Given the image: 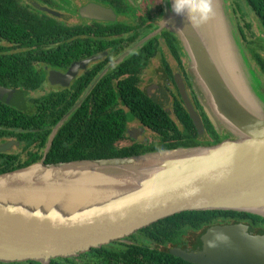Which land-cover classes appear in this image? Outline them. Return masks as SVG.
<instances>
[{
    "label": "water",
    "instance_id": "obj_1",
    "mask_svg": "<svg viewBox=\"0 0 264 264\" xmlns=\"http://www.w3.org/2000/svg\"><path fill=\"white\" fill-rule=\"evenodd\" d=\"M212 2L214 15L194 26L171 11L170 0H163L160 26L179 38L197 99L213 129L218 134L226 130V135L206 145L40 162L0 174L39 164L41 171L58 176L95 171L116 181L55 180L41 189L48 180L37 174L28 182L3 180L12 194L0 195V263L72 257L178 212L236 211L264 218V81L248 57L227 0ZM97 7L93 10L105 14V8ZM185 100L202 133L199 117ZM30 187V197L16 195ZM229 232L210 233L202 250L172 252L196 264H264V236Z\"/></svg>",
    "mask_w": 264,
    "mask_h": 264
},
{
    "label": "flooded vegetation",
    "instance_id": "obj_2",
    "mask_svg": "<svg viewBox=\"0 0 264 264\" xmlns=\"http://www.w3.org/2000/svg\"><path fill=\"white\" fill-rule=\"evenodd\" d=\"M17 4L26 40H0V52L13 60L23 57L16 60L21 69L0 74V174L20 165L74 156L86 159L99 152L105 148V137L110 138L104 128L108 112L129 117L124 132L112 136L117 150L159 145L175 136L174 129L181 135L176 139L194 145L216 142L217 132L190 83L180 40L160 26L163 0H17ZM97 6L105 8V14L93 10ZM185 98L202 123V133ZM129 102L147 110L132 113ZM226 229L264 236V220L217 213L199 225H182L176 242L136 230L102 245L105 261L86 251L65 263L83 264L89 258L102 264H157V254L149 250L199 251L206 236Z\"/></svg>",
    "mask_w": 264,
    "mask_h": 264
},
{
    "label": "trees",
    "instance_id": "obj_3",
    "mask_svg": "<svg viewBox=\"0 0 264 264\" xmlns=\"http://www.w3.org/2000/svg\"><path fill=\"white\" fill-rule=\"evenodd\" d=\"M244 2L247 4V6L252 10L254 15L256 16L260 27L262 29V34H264V0H244ZM236 7L239 5H235ZM240 7V6H239ZM243 13V12H242ZM241 13V18L243 19L244 15ZM17 16L21 19V22L17 18ZM245 21V20H244ZM248 29L250 28V25L247 24ZM241 27V26H238ZM25 30L26 25L23 22V15L20 13L17 0H0V40L5 41H24L25 39ZM241 33L243 35V40H246V34L241 29ZM27 37V36H26ZM263 38V37H262ZM264 39V38H263ZM249 43V42H248ZM251 54L256 60L257 64L260 66L262 72H264V60L254 51V49L250 48ZM21 55V54H20ZM16 60H23L22 56L16 57L14 60L11 59L6 54H3L0 52V74L5 69L7 70H16L21 69L20 63ZM10 61H16V65L12 66L10 64ZM11 66L12 68H9ZM130 111L132 113H140L143 110H147V107H136L133 103H128ZM96 107H102V105H97ZM129 119L128 116H126V113L123 112H108L105 114V122H104V128H105V135H109L110 138L107 136L105 137V148L104 146L101 147V150L97 153L89 154L85 156L86 159H99V158H109V157H119V156H127L131 154H139L147 151H152L155 149H161V148H174L178 146H193V143H189L188 141H184L183 139H176L178 136L181 137L180 131L178 129H174V135L170 137L169 139H163V143L156 145V146H143L139 145L138 147L134 148H125L121 150H117L112 145V136L120 135L122 132H124V127H126V122ZM189 120V119H188ZM99 126V125H98ZM157 132H161V130L158 127H153ZM177 133L179 135H177ZM217 140L216 142H219L222 138L217 134ZM173 139V140H172ZM83 157V156H82ZM84 158V157H83ZM82 158L74 156V158H60V159H51V162H61V161H71V160H80ZM22 167V165H20ZM18 166V167H20ZM28 166V165H27ZM20 167V168H21ZM25 167V166H23ZM18 169V168H17ZM15 170V169H14ZM221 213L226 215H235L242 217L243 219H260L264 220L263 217L246 213V212H236V211H184V212H178L172 215H168L162 218H159L157 220H154L150 223L144 224L143 226L139 227L138 230L140 232L145 233L146 235L150 236L154 239H160L161 241H164V238H167L170 242H176V237L179 234V228L182 225H199L203 221H207V219H210V216ZM90 254H98L100 255L101 259L105 261V246H100L96 248H90L88 250ZM150 253L155 252L157 254L156 262L157 264H192L189 263L173 254L171 249L167 247H163L162 249H156L154 251H150ZM71 258L69 257H54L50 258V260L46 263L36 261V260H30L26 262H15L10 264H71V263H65L66 261H70ZM3 264V263H0Z\"/></svg>",
    "mask_w": 264,
    "mask_h": 264
},
{
    "label": "bare ground",
    "instance_id": "obj_4",
    "mask_svg": "<svg viewBox=\"0 0 264 264\" xmlns=\"http://www.w3.org/2000/svg\"><path fill=\"white\" fill-rule=\"evenodd\" d=\"M238 27V26H237ZM40 169H44L43 167H41L39 164L36 165H32L29 168L23 169L19 172H16L14 174H11L10 176H5V177H0V195L2 196H10V194H12L11 190H6L3 188V180L5 179H13V177L21 179V182H28V179L35 177L34 174L40 175V177L48 180L45 185L42 188H44L45 186H48L51 182H54L55 180L58 181H64L66 182V180L68 182H74V183H78V184H108V183H113L116 182L115 180H113L112 178H110L109 176H105V174H101L99 172H79L76 173V175H71V174H67L70 171H67L66 174H54L52 172H45V171H41ZM38 178V176H37ZM40 178V179H42ZM11 182V181H10ZM62 183L59 184L60 187L65 186L66 183ZM81 188H84L85 186H80ZM36 189H40V188H36ZM34 191L32 190V187L30 188H25V189H18L16 195L22 196V197H30L29 195L33 194Z\"/></svg>",
    "mask_w": 264,
    "mask_h": 264
},
{
    "label": "rangeland",
    "instance_id": "obj_5",
    "mask_svg": "<svg viewBox=\"0 0 264 264\" xmlns=\"http://www.w3.org/2000/svg\"><path fill=\"white\" fill-rule=\"evenodd\" d=\"M227 4L229 6V10L233 21L237 26H241L246 34L245 38L247 41L243 40V35L241 33L240 27H237V30L240 34V37L242 38V43L244 44L245 48L247 49V47L249 46V48L254 49V51L264 60V48H263L264 41L262 40V38L261 40H259V37L263 34L256 16L252 12V10L247 6L244 0H227ZM236 4L239 5L240 7L239 6L236 7L235 6ZM241 13L242 15H244L243 19L241 18ZM245 22L250 25L249 29L245 24ZM247 54L252 62L254 69L259 73V75L264 81V72H262L260 66L257 64V62H255L254 57L252 56L251 53H249L248 49H247ZM226 133H227L226 130H223L220 134L223 136L224 134L226 135ZM83 264H102V263L97 262L95 260H90L89 258H85Z\"/></svg>",
    "mask_w": 264,
    "mask_h": 264
},
{
    "label": "clouds",
    "instance_id": "obj_6",
    "mask_svg": "<svg viewBox=\"0 0 264 264\" xmlns=\"http://www.w3.org/2000/svg\"><path fill=\"white\" fill-rule=\"evenodd\" d=\"M171 11L196 26L214 15L212 0H170Z\"/></svg>",
    "mask_w": 264,
    "mask_h": 264
}]
</instances>
